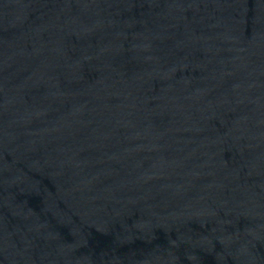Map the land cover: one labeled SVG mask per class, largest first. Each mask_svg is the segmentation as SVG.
I'll return each mask as SVG.
<instances>
[{"label": "water", "instance_id": "obj_1", "mask_svg": "<svg viewBox=\"0 0 264 264\" xmlns=\"http://www.w3.org/2000/svg\"><path fill=\"white\" fill-rule=\"evenodd\" d=\"M0 264H264V0H0Z\"/></svg>", "mask_w": 264, "mask_h": 264}]
</instances>
